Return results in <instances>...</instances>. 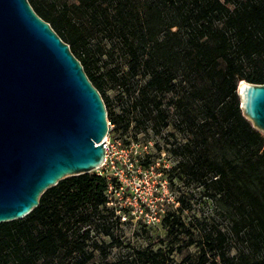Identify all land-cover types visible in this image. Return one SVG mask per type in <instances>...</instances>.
<instances>
[{
    "label": "trees",
    "instance_id": "1",
    "mask_svg": "<svg viewBox=\"0 0 264 264\" xmlns=\"http://www.w3.org/2000/svg\"><path fill=\"white\" fill-rule=\"evenodd\" d=\"M26 1L79 62L114 132L163 138L137 163L170 155V189L191 188L210 212L188 225L167 212L162 250L107 259L123 245L105 196L116 180L99 170L68 177L0 224V264H264V135L236 94L239 80L264 85V0ZM107 91L125 103L120 112Z\"/></svg>",
    "mask_w": 264,
    "mask_h": 264
},
{
    "label": "water",
    "instance_id": "2",
    "mask_svg": "<svg viewBox=\"0 0 264 264\" xmlns=\"http://www.w3.org/2000/svg\"><path fill=\"white\" fill-rule=\"evenodd\" d=\"M242 116L264 135V85L239 80ZM106 111L68 46L26 0H0V224L59 181L103 163Z\"/></svg>",
    "mask_w": 264,
    "mask_h": 264
},
{
    "label": "rangeland",
    "instance_id": "3",
    "mask_svg": "<svg viewBox=\"0 0 264 264\" xmlns=\"http://www.w3.org/2000/svg\"><path fill=\"white\" fill-rule=\"evenodd\" d=\"M115 95L116 92L114 91L106 92V96L111 100L112 109L118 113L125 107V103L117 102L114 99ZM106 138L108 141L107 158L116 160L121 167H123L124 162L127 160H136V163V156L142 154L156 156V150L153 148L154 142H159L160 144L163 142V138H145L142 134L133 138L131 132L128 134H123L121 131L114 132V126L112 124H109L107 128ZM146 142L148 143L146 144ZM155 161L158 162L159 167L163 166L165 170H170L175 164L174 159L167 153H163ZM102 171L103 168L99 170L100 173ZM130 174L131 176L129 173L127 175L130 196L136 198L137 202L153 205L162 216L167 212H174L188 225L194 215L203 217L207 216L210 212V206L194 197L191 188L176 184L171 190L164 173L161 178H157L153 174L143 175L138 172L135 173V171ZM164 180H166L167 185L165 189H162L160 184ZM182 195L185 201L184 205L181 206L177 199ZM140 224V221L132 217V219H127L125 222L121 221L116 226L114 231L115 234L121 237L123 242L122 249L109 250L107 259H115L118 257L130 259L132 250L139 248L149 247L155 251L162 250L163 246L159 244V240L164 238L166 231L162 228L161 222L151 224L150 226ZM191 251L194 250L191 249ZM172 259L174 262L179 263L182 257L174 253Z\"/></svg>",
    "mask_w": 264,
    "mask_h": 264
},
{
    "label": "built area",
    "instance_id": "4",
    "mask_svg": "<svg viewBox=\"0 0 264 264\" xmlns=\"http://www.w3.org/2000/svg\"><path fill=\"white\" fill-rule=\"evenodd\" d=\"M106 125L108 128L109 123L107 121ZM106 136L103 138V147L105 146L104 159L102 166L98 170H102L103 168L101 174L105 175L107 178H114L117 183L114 185L109 181L107 182V188L105 192L107 206L115 208L116 215L121 216V221L123 222L127 221V219H132V217L146 226L161 222L162 215L158 212L156 207L151 204H145L144 202H137L136 198H132L130 196L127 175L129 173L131 176L130 173L135 171V173L138 172L143 175L153 174L155 177L161 178L164 167H159L158 162L155 161V163L148 169H143L139 164H137V162L135 163L136 160L133 161L132 159L125 161L123 167L119 166L116 160H112L106 156V152L108 150V141ZM166 185V180L160 184L162 189H165Z\"/></svg>",
    "mask_w": 264,
    "mask_h": 264
}]
</instances>
